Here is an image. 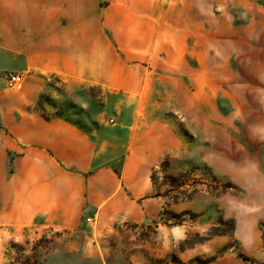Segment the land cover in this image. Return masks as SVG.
<instances>
[{
    "label": "crops",
    "instance_id": "0c3cea01",
    "mask_svg": "<svg viewBox=\"0 0 264 264\" xmlns=\"http://www.w3.org/2000/svg\"><path fill=\"white\" fill-rule=\"evenodd\" d=\"M215 11V0H0V225L156 219L151 175L168 147L157 70L174 67L170 53L200 52L194 39L209 36ZM7 73L23 75L18 89H6ZM61 85L97 89L100 110ZM104 100L118 103L108 123ZM191 101L195 115L199 93ZM243 176L239 227L252 246L248 231L264 225V175Z\"/></svg>",
    "mask_w": 264,
    "mask_h": 264
},
{
    "label": "rangeland",
    "instance_id": "374dc122",
    "mask_svg": "<svg viewBox=\"0 0 264 264\" xmlns=\"http://www.w3.org/2000/svg\"><path fill=\"white\" fill-rule=\"evenodd\" d=\"M215 9L209 36L194 39L200 52L170 53L174 67L157 70L168 109V147L151 175L158 217L100 223L86 215L74 230L0 225V264H264V229L255 224L248 234L257 243L247 246L239 227L243 175H264V0H215ZM57 90L88 96L87 109L100 110L97 89ZM116 104L103 101L105 122Z\"/></svg>",
    "mask_w": 264,
    "mask_h": 264
},
{
    "label": "built area",
    "instance_id": "2783aa9c",
    "mask_svg": "<svg viewBox=\"0 0 264 264\" xmlns=\"http://www.w3.org/2000/svg\"><path fill=\"white\" fill-rule=\"evenodd\" d=\"M22 79H23L22 74L7 73L5 75L6 89H9V90L18 89L21 85Z\"/></svg>",
    "mask_w": 264,
    "mask_h": 264
},
{
    "label": "trees",
    "instance_id": "16d2710c",
    "mask_svg": "<svg viewBox=\"0 0 264 264\" xmlns=\"http://www.w3.org/2000/svg\"><path fill=\"white\" fill-rule=\"evenodd\" d=\"M261 228H263L264 229V225H261ZM243 260H247V259H245V258H243V257H241Z\"/></svg>",
    "mask_w": 264,
    "mask_h": 264
}]
</instances>
